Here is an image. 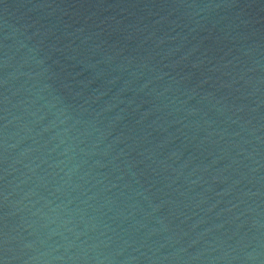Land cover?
Returning <instances> with one entry per match:
<instances>
[{
  "label": "water",
  "instance_id": "95a60500",
  "mask_svg": "<svg viewBox=\"0 0 264 264\" xmlns=\"http://www.w3.org/2000/svg\"><path fill=\"white\" fill-rule=\"evenodd\" d=\"M2 264H264V0H0Z\"/></svg>",
  "mask_w": 264,
  "mask_h": 264
},
{
  "label": "snow or ice",
  "instance_id": "6c2138e0",
  "mask_svg": "<svg viewBox=\"0 0 264 264\" xmlns=\"http://www.w3.org/2000/svg\"><path fill=\"white\" fill-rule=\"evenodd\" d=\"M0 264H2V261H0Z\"/></svg>",
  "mask_w": 264,
  "mask_h": 264
}]
</instances>
